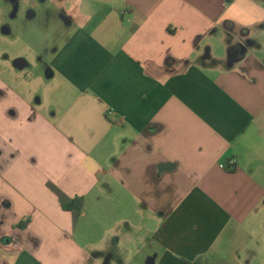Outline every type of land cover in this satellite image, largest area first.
I'll list each match as a JSON object with an SVG mask.
<instances>
[{
    "label": "crops",
    "instance_id": "obj_1",
    "mask_svg": "<svg viewBox=\"0 0 264 264\" xmlns=\"http://www.w3.org/2000/svg\"><path fill=\"white\" fill-rule=\"evenodd\" d=\"M60 2L52 42L19 32L46 76L0 79V264H252L264 1ZM47 184L82 198L75 226Z\"/></svg>",
    "mask_w": 264,
    "mask_h": 264
},
{
    "label": "rangeland",
    "instance_id": "obj_2",
    "mask_svg": "<svg viewBox=\"0 0 264 264\" xmlns=\"http://www.w3.org/2000/svg\"><path fill=\"white\" fill-rule=\"evenodd\" d=\"M63 7L60 0H48L46 3H38L35 6L28 5L25 0H0V79L11 84L18 81L17 85L19 84L24 91L25 85L30 84L34 76H46L45 63L27 45L28 41L20 37L19 32L22 33L30 24L36 25L42 31V34L37 33L40 35L39 41L45 47L50 39L49 36L50 43L56 35V29H60L61 20L65 19ZM30 13L34 15L33 18ZM38 20H44L45 23L49 21L48 32H45L37 22ZM4 27L8 28L10 33L3 34ZM46 33L49 39L44 37ZM16 59H23L27 66L23 70L15 68L13 61ZM259 219L261 226L264 227V212ZM252 264H264V253L261 248L259 256Z\"/></svg>",
    "mask_w": 264,
    "mask_h": 264
},
{
    "label": "trees",
    "instance_id": "obj_3",
    "mask_svg": "<svg viewBox=\"0 0 264 264\" xmlns=\"http://www.w3.org/2000/svg\"><path fill=\"white\" fill-rule=\"evenodd\" d=\"M225 1L230 2L232 0H225ZM47 187L56 196L61 209L71 213L72 224L73 226H75L82 210V206H83L82 198L79 197L70 198L52 184H47ZM22 224H26V222H22V223L20 222L18 224V227H22L23 226ZM183 262L184 264H209L208 260L204 257H198L193 261H183Z\"/></svg>",
    "mask_w": 264,
    "mask_h": 264
},
{
    "label": "water",
    "instance_id": "obj_4",
    "mask_svg": "<svg viewBox=\"0 0 264 264\" xmlns=\"http://www.w3.org/2000/svg\"><path fill=\"white\" fill-rule=\"evenodd\" d=\"M245 52V48L241 51V54ZM25 65V61L23 59H16L13 61V66L17 69H22Z\"/></svg>",
    "mask_w": 264,
    "mask_h": 264
},
{
    "label": "built area",
    "instance_id": "obj_5",
    "mask_svg": "<svg viewBox=\"0 0 264 264\" xmlns=\"http://www.w3.org/2000/svg\"><path fill=\"white\" fill-rule=\"evenodd\" d=\"M112 115H113V114L111 113L110 116H112ZM234 165H235V159H230V160H228V162H227V166H228L229 168L234 167Z\"/></svg>",
    "mask_w": 264,
    "mask_h": 264
}]
</instances>
